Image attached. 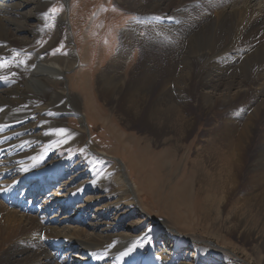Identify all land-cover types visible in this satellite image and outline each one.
Listing matches in <instances>:
<instances>
[{
    "label": "bare ground",
    "instance_id": "obj_1",
    "mask_svg": "<svg viewBox=\"0 0 264 264\" xmlns=\"http://www.w3.org/2000/svg\"><path fill=\"white\" fill-rule=\"evenodd\" d=\"M118 2L138 12L139 17L120 34V44L104 69L98 93L91 86H82L89 109L103 118L97 100L107 99L116 103L127 122L138 120L157 138L174 121L182 142L195 126L193 111L197 106L216 120L218 109L223 108L226 114L208 130L212 136L202 147L207 161L216 167L212 176L205 175L210 186L206 197L216 201L213 195L223 185L239 179L246 156L242 152L253 157L248 169L257 171L251 181L264 186V0H229L224 9L205 18L204 26L190 22L191 13L186 9L194 0ZM49 4L43 0H0V60L11 65L0 67V77L8 78L0 79V197L12 198L24 181L37 177L29 194L37 200L35 191L44 194L54 189L60 212L68 204L64 211L78 213L79 223L88 230L70 224L62 228L40 224L31 229L33 217L19 215L0 201V264H179L177 254L189 245V239L175 234L165 220L148 218L124 164L87 144L80 98L67 85L66 72L78 58L71 33L66 34L67 55L49 53L67 28V14L59 16L51 45L37 51L19 50L32 46L30 42L43 33ZM165 39L172 44H164ZM243 42L248 50L230 53ZM139 46L138 61L129 71L130 52ZM69 114L79 118L80 130L66 124ZM52 129L67 132L61 135ZM40 142L45 149H39ZM75 146L80 147L82 163H77V155L55 160L58 147ZM151 147L135 146L133 151L137 154ZM167 152L149 155L155 156L157 171ZM37 153L41 154L38 158ZM14 174L19 178L11 177ZM61 176L68 177L62 185L56 180ZM81 176L85 182L77 188L72 181L76 184ZM178 183L169 200L172 208L185 205L191 182L180 179ZM131 215L130 225L122 223ZM193 247L195 260L190 264H207L212 248L195 243Z\"/></svg>",
    "mask_w": 264,
    "mask_h": 264
},
{
    "label": "rangeland",
    "instance_id": "obj_2",
    "mask_svg": "<svg viewBox=\"0 0 264 264\" xmlns=\"http://www.w3.org/2000/svg\"><path fill=\"white\" fill-rule=\"evenodd\" d=\"M118 1L43 0V2H50L45 10V13L49 14V20L43 28V33L39 34L36 40L30 42L33 44L32 46H24L19 50L26 52L36 49L35 51H37L48 44L51 45L50 40L56 33L58 18L65 12L67 28L49 53L53 56L67 55V35L68 32L71 33V43L78 58L73 68L66 72L67 85L69 90L80 98L85 127L83 131L86 132L87 144L92 145L96 151L108 155L109 158H114L118 163L124 164L129 180L137 187L138 201L148 218L165 220L174 229L175 234H181L189 239V245L183 247L177 254L179 264H190L192 260H195L191 251L194 248L193 243L197 244V247L213 249H211V258L209 259L213 262L209 261V264H264V199H262V197L264 198L262 193L264 186L251 181L252 173L257 171L248 169V162L253 158L252 155L242 152V155H246L242 158L241 173H243L236 182L233 181L234 183H229L227 186L223 185L220 192L213 195L216 201H212L211 197H206L210 186L205 180L207 178L205 175L212 176L216 173V167L212 165L211 161H207L202 147L205 145L204 140L212 136L211 134L208 136L210 133L208 130L226 114L222 113L225 111L223 108L218 109V119L216 120L212 114H205L197 106L193 111V115L196 117L195 126L189 136L181 142L177 128L173 126L174 121L168 123L165 134L161 138H157L150 134L151 132L143 129L138 120L127 122L124 115L117 109L116 103L111 104L107 99L99 97L97 101L103 108V118H100V114L93 113L87 106L86 96L81 90L82 86H91V90L98 93V84L102 79L104 69L116 54L120 44V34L139 17L138 12L124 8ZM228 1L194 0L193 3L189 2L186 11L191 13V21L187 20L193 25L204 26L205 18L224 9ZM40 15L45 19L43 12ZM248 19L246 20L248 21ZM164 44H172V41L165 39ZM240 44L242 46H239ZM246 45L244 42L237 43L230 53L236 54L241 50H248L244 47ZM140 51L139 46L130 52V64L127 65V70H133ZM82 69L87 70L86 74L81 72ZM93 106L96 107L94 103ZM242 110V107L237 109L238 112ZM66 124L77 130H80V126H82L79 118L74 114L67 115ZM52 131L60 133L56 129H52ZM258 137L256 141L260 140ZM150 139L155 143H151ZM146 144L152 145L149 151L143 149L137 154L133 151L135 146L144 148ZM39 149H45V145L41 144ZM79 151V146L72 149L58 147L55 160L63 161L69 155H77V163H82L81 160L84 159L79 158L81 156ZM166 151H168L167 155L162 158L161 168H158L157 171L155 156L153 159L149 155L151 153L162 155ZM40 156V153L35 154L36 158ZM42 162V160L39 161L40 167ZM65 164L67 165L68 162L65 161ZM86 174L88 173L86 172L84 176ZM187 174L190 176L187 177ZM84 176L77 179L76 184L72 181L73 185L77 188L83 186ZM11 177L19 178L15 174ZM36 178L24 181L17 189V196L14 194L12 198L8 197L7 199L0 197L2 204H5L6 208L18 212L19 215L33 217L32 219L27 218L31 221V229L40 224L60 228L70 224L78 226L80 229L83 228L85 231L88 230L79 223L78 213L73 214L72 210L64 211L68 204L64 205L65 208L60 212L61 204L52 193L54 189L44 194L42 191V194H39L40 190L35 191V197L38 199H34L32 193H29L31 184L38 181ZM180 179L185 183L191 182L188 187V195L185 205L180 203L172 208L169 200L172 198L174 187L179 188L178 181ZM56 180L57 183L60 181L59 183L62 185L68 180V177L61 176ZM49 194L50 197L47 198ZM88 199L90 200L92 197ZM132 218H134L133 215L124 219L122 223L130 225ZM56 219L59 222H56ZM66 219L68 220L65 221ZM24 223L26 224L27 220ZM161 242L163 243L164 239ZM226 259L230 263H227Z\"/></svg>",
    "mask_w": 264,
    "mask_h": 264
},
{
    "label": "snow or ice",
    "instance_id": "obj_3",
    "mask_svg": "<svg viewBox=\"0 0 264 264\" xmlns=\"http://www.w3.org/2000/svg\"><path fill=\"white\" fill-rule=\"evenodd\" d=\"M10 66L11 65H9L6 61L0 60V67L8 68ZM0 79L7 80L8 78L7 77H0ZM0 110H2V109H0ZM58 131L60 132L61 135H64L67 132L66 129H59ZM0 191H3V189H0ZM145 239H148V234L145 235ZM125 255H127V253H125Z\"/></svg>",
    "mask_w": 264,
    "mask_h": 264
}]
</instances>
